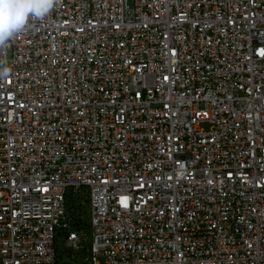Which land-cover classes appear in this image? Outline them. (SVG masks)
I'll return each instance as SVG.
<instances>
[{"label":"built area","instance_id":"1","mask_svg":"<svg viewBox=\"0 0 264 264\" xmlns=\"http://www.w3.org/2000/svg\"><path fill=\"white\" fill-rule=\"evenodd\" d=\"M0 264H264V0H60L0 45Z\"/></svg>","mask_w":264,"mask_h":264},{"label":"clouds","instance_id":"2","mask_svg":"<svg viewBox=\"0 0 264 264\" xmlns=\"http://www.w3.org/2000/svg\"><path fill=\"white\" fill-rule=\"evenodd\" d=\"M60 0H0V45L21 32L29 19L43 18Z\"/></svg>","mask_w":264,"mask_h":264},{"label":"rangeland","instance_id":"3","mask_svg":"<svg viewBox=\"0 0 264 264\" xmlns=\"http://www.w3.org/2000/svg\"><path fill=\"white\" fill-rule=\"evenodd\" d=\"M73 202L75 204V211L77 213H79L80 215H83V222H84L85 225H87L88 218H89V211H88V209H85L84 210L81 207V204H80L81 198L80 197L75 198ZM61 238L62 237L60 236V238L57 237V239H56V250H57L58 253L62 250V241H61Z\"/></svg>","mask_w":264,"mask_h":264}]
</instances>
